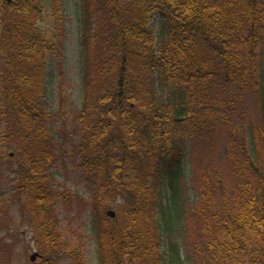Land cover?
I'll use <instances>...</instances> for the list:
<instances>
[{
	"label": "trees",
	"instance_id": "1",
	"mask_svg": "<svg viewBox=\"0 0 264 264\" xmlns=\"http://www.w3.org/2000/svg\"><path fill=\"white\" fill-rule=\"evenodd\" d=\"M64 4L0 0V228L10 173L41 264H88L56 210L54 164L72 142L100 264H264V0H79L82 91L70 113ZM196 139L220 148L197 169ZM106 193L124 200L109 226ZM10 245L0 232L3 264Z\"/></svg>",
	"mask_w": 264,
	"mask_h": 264
},
{
	"label": "rangeland",
	"instance_id": "2",
	"mask_svg": "<svg viewBox=\"0 0 264 264\" xmlns=\"http://www.w3.org/2000/svg\"><path fill=\"white\" fill-rule=\"evenodd\" d=\"M64 5L68 12L67 31L68 38L66 40V53H67V67L65 76V88L68 93L67 111L71 112L74 106L80 104V96L82 91L81 75H80V62L78 57L79 51V25H78V11L79 0H64ZM50 5L46 7V17L43 26L47 28L50 24ZM156 17V16H155ZM158 17L153 19L151 23L157 24ZM57 82V80H56ZM59 88V86H58ZM57 86L52 87V91L56 93V97L59 95ZM251 96L248 102V109L245 116V120L250 125L254 126L258 124L259 119L256 115V105ZM69 130L71 127L69 126ZM69 135V134H68ZM224 136V135H223ZM213 141V137H211ZM200 141L196 139V143L192 149V154L188 156V163L196 169L204 162V158L208 156L206 161L210 157H215L219 151V147L209 145L210 141ZM68 153L65 154V161L56 162L55 169L59 176L55 180L56 187L58 189L56 210L57 216L60 221L61 236L68 242L69 245L81 244L84 247L86 260L88 264H100L98 261L97 243L94 239V235L91 233L92 228V190L89 189L82 170L79 169V159H76L72 153V142L68 143ZM205 161V162H206ZM205 163L203 164V166ZM54 168V167H53ZM53 170V169H52ZM13 175L7 173L3 179L4 190L8 191L7 198H9L10 212L8 220L3 227L0 228L1 235L7 234V239L11 242L10 248L7 250V259L11 264H29L31 262L30 257L35 252L41 254V258H37L36 263L41 264L44 261L47 254L43 253L35 241V235L33 230V217L29 214L26 207H21L20 200L22 198V192L15 196L11 193L13 188ZM154 185V184H153ZM162 194H166V184L163 183L160 186ZM68 194V195H67ZM77 196V197H76ZM107 193L99 200H103L102 204V216L105 218V222L109 225L115 224V219H110L106 216L108 210H114L117 212L119 204H123L124 200L122 196H118L115 199H111ZM67 198V200L65 199ZM107 217V218H106ZM102 218V219H104ZM62 252L60 253L61 256ZM57 264H74L71 257L62 255L58 257ZM0 264H3V262Z\"/></svg>",
	"mask_w": 264,
	"mask_h": 264
},
{
	"label": "water",
	"instance_id": "3",
	"mask_svg": "<svg viewBox=\"0 0 264 264\" xmlns=\"http://www.w3.org/2000/svg\"><path fill=\"white\" fill-rule=\"evenodd\" d=\"M7 1L10 2L11 0H7ZM107 214H108V216H110V218H114L116 216V212L111 210V209H110V211H108ZM39 256H40V254L35 252L34 254L31 255L30 259L32 262H35L37 257H39Z\"/></svg>",
	"mask_w": 264,
	"mask_h": 264
}]
</instances>
